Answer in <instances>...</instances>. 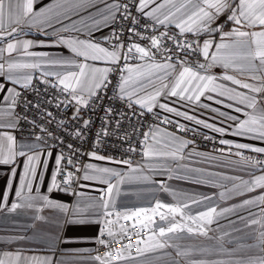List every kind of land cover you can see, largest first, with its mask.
<instances>
[{
	"label": "snow or ice",
	"instance_id": "1",
	"mask_svg": "<svg viewBox=\"0 0 264 264\" xmlns=\"http://www.w3.org/2000/svg\"><path fill=\"white\" fill-rule=\"evenodd\" d=\"M37 3L40 0H0V165L9 166L0 210L7 208L9 213L34 210L33 220L48 222L40 213L45 208L53 209L63 217L57 227L87 228L103 224L104 228L94 239L108 247L109 242L103 237H114V224L148 211L116 207L123 185L149 182L152 173L164 174L166 180L174 178V174L177 179L192 177L194 183L223 189L219 192L222 199L245 198L219 210L213 196L207 195L177 205L157 201L151 211L159 212L160 220L166 222L164 226H156L160 237L185 233L204 237L209 243L182 247L170 241H157L154 248H172L177 257L187 259V264H264V158H260L264 157V146L223 138L214 141L205 135V140L221 145L205 154L190 147L194 140L177 135L179 132L198 134V128L190 129L169 115L160 117L156 111L159 109L221 136L231 135L264 145V0H48L36 8ZM221 16L230 22L227 30L223 23H217ZM172 27L178 31L171 32ZM25 28L52 35L55 40L43 43L20 39L29 34ZM105 29L109 33L96 40V33ZM125 33L127 41L121 39ZM44 47L64 48L68 55L34 50ZM217 67L222 69L220 74L213 72ZM34 81L44 86L42 91ZM48 88L55 89L57 95L48 96ZM110 88L113 91L110 101L115 99L128 109H139L131 113L133 117L143 118L149 113L159 118L158 124L149 125L141 133L139 152L148 162L146 165H133L131 157L117 159L101 155L97 150L82 151V144L88 142L92 133L93 121L84 119L80 113L85 109L95 111L94 106L100 104ZM29 91L34 94L33 100L26 95ZM177 104L185 110L174 106ZM48 105L61 112L74 109L72 122L68 123L63 116L57 118ZM102 107L105 116L92 136V145L99 147L110 136L125 141L132 139L130 133H120L118 117L127 114L116 111L114 115L110 104ZM197 109L215 115L200 118L194 114ZM173 124L175 132L161 127ZM24 125L28 126L29 136L18 140L16 133ZM68 137L72 142L66 143ZM128 151L136 153L138 149L130 144ZM82 155L90 160L122 165L127 171L94 163L82 169L75 159ZM48 161L53 163L54 170L50 185L41 192ZM237 172L244 173L248 179L236 175ZM81 179L105 187L96 189L91 184H78ZM157 183L162 191H169L165 180ZM86 188L100 195L91 196L84 191ZM257 189L260 190L257 195H248ZM54 191L76 199L70 206L50 198ZM9 195H14L10 205ZM193 205L202 206L203 210L190 214ZM230 216L236 219L229 223H240L242 227L218 236L209 235L214 222ZM156 229L151 230L148 241L153 240ZM246 229L251 230L246 236L233 235ZM120 230L126 231L122 224ZM27 239L19 235L13 242ZM44 239L53 251L59 243L87 238L62 239L58 234H44ZM141 243H145L143 237ZM134 246H128L129 255ZM29 250L23 247L0 250V264H53L52 256L26 255ZM146 250L141 247L140 254ZM253 250L259 254L237 255ZM111 255L109 251L106 257L94 259L105 264ZM120 255L124 257V253ZM194 256L227 259L191 258Z\"/></svg>",
	"mask_w": 264,
	"mask_h": 264
},
{
	"label": "crops",
	"instance_id": "2",
	"mask_svg": "<svg viewBox=\"0 0 264 264\" xmlns=\"http://www.w3.org/2000/svg\"><path fill=\"white\" fill-rule=\"evenodd\" d=\"M48 0H40V3L35 5L36 8L41 7L42 4L47 3ZM217 23H223L225 30L228 29L230 26V22L226 21L223 16L217 21ZM19 27V26H17ZM174 28V27H172ZM25 31H29L27 28L24 29ZM48 32L51 33V29H48ZM109 33L108 29H105L103 33H96L95 39L100 41L102 35H107ZM68 35V34H64ZM20 39H31L37 42L43 43H50L55 40V37L52 35L45 36L41 32L36 29H32L29 31V34L26 36L19 37ZM102 42V41H101ZM35 51H47L56 55L60 52H63L65 55H68V52L64 48H35ZM213 72L216 74H220L222 69L217 67L213 69ZM9 85H6V87ZM2 95V94H0ZM163 100V98H162ZM175 98H172L174 101ZM172 101H166L172 103ZM205 103H212L210 101H203ZM177 107H181V110H185L181 105H174ZM213 107H220L219 105H212ZM225 111H229L227 109H222ZM159 113V116L169 115L171 119L180 120L181 123H184L188 128H198L199 132L217 137L218 139H229L238 142L244 143H252L256 144L257 146H264L260 144L258 141H251L246 140L240 137H234L231 135L221 136L215 132H212L209 129H204L200 126H196L191 122L185 121L182 118L171 116V114L164 113L159 109L156 110ZM198 115L200 118L208 119L209 116L215 115L211 112H208L206 109H197L194 113ZM215 122V121H209ZM161 127H165L161 125ZM167 130H170L167 128ZM179 135V134H177ZM21 137L17 136L19 140ZM26 138V137H25ZM196 151L203 152L205 154L212 153L211 150L200 149L195 146ZM53 151V158L56 156V149H52ZM102 155V154H101ZM223 159V157H221ZM94 163L99 166H107V167H116L121 171H127V169L120 165H115L109 163L107 161H95L90 160L88 157L87 163ZM148 162L141 159L139 161H134L133 165L136 164H144L146 165ZM48 167L47 171L43 173V182L40 187L41 192H45L50 185V176L54 170V165L51 161L47 162ZM222 171H227V169H221ZM8 172L9 166L0 165V198H2L6 194L5 183L8 179ZM20 172L19 169L17 170V179L19 178ZM236 175H242L245 179H248V176L242 172H237ZM192 177H186L184 179H177L174 178L166 180L164 174L159 173H152L151 174V181L149 182H140V183H133V184H125L121 187L120 194L116 198V207L117 208H127V209H138V208H147L148 211L146 213H141L146 217V224L148 227L152 225V215L153 212L151 211L152 207L155 205L157 201H160L164 204L169 205H177L182 204L189 201L190 198L196 197L199 198L200 196H213V203L217 204L218 210L220 207H226L228 205H234L239 203L240 200L244 199L245 197H234L231 199H222L219 197V192L223 191V189L219 187H212L210 185H200L197 183L192 182ZM165 180V186L169 189V191H162L158 185V181ZM81 184H91L92 188H103L104 185L96 184L95 182L84 181L81 180ZM16 190V183L13 182L12 184V193ZM86 193L91 196H99L100 193L98 191H93L90 188L84 189ZM260 192L257 189L256 192L250 193L248 195L255 196ZM50 198L65 202L70 206L73 204L76 197L71 195H66L61 192H52L50 194ZM14 202V195L8 196V205ZM203 210L202 206L193 205L191 208L190 214H195L197 211ZM188 213V210H185ZM243 211V210H241ZM36 215L34 210L28 209H18L15 213H9L7 208L0 210V250L9 251V250H16L20 247L25 249H30L26 251V255H37V256H52L53 257V264H98V262L94 259L97 255L95 254L97 240L94 238L97 237L98 233L100 232L102 224H93L87 228H81L76 226L70 225H63L62 227H57L58 223H62L63 217L60 213L56 212L53 209L45 208L40 213L48 218V222H44L42 220H33L32 217ZM235 216H230L229 218H221L218 222H214L210 227L212 231H210L209 235L218 236L224 231H230L234 227H242V224L237 223L233 225L229 223V220H235ZM166 223V222H162ZM187 223V222H186ZM251 231L250 229H246L244 233H233L234 236H246V234ZM44 234H58L62 239L64 237H76V238H87L82 240H77L73 243H59L56 245L53 251L48 249V245L46 240L44 239ZM23 235L26 236L28 239L24 241H16L13 242L15 237ZM182 237V238H180ZM227 239V238H225ZM157 241H170L173 244H178L182 247H190L193 245H203L209 243L204 237L200 236H188L185 233H178L176 235L169 234L168 237H160L157 234L153 237L152 241H147L143 246L147 250L143 255L140 254V251L136 254L131 253L129 255V251L127 250L124 253V257L121 258H109L105 262V264H176L178 261L179 264H187V259L182 257H177L175 251L172 248H165V249H155L154 245ZM251 243V241H248ZM67 250V251H65ZM164 253H170V256L164 255ZM259 254L257 250H253L249 253H238V256L244 255H257ZM193 259H218V258H225L227 257H217V256H194L191 257Z\"/></svg>",
	"mask_w": 264,
	"mask_h": 264
},
{
	"label": "built area",
	"instance_id": "3",
	"mask_svg": "<svg viewBox=\"0 0 264 264\" xmlns=\"http://www.w3.org/2000/svg\"><path fill=\"white\" fill-rule=\"evenodd\" d=\"M169 30L171 32L178 31L175 28H170ZM127 36L128 34L125 33L121 37V39L127 41ZM191 38H192L191 35H189V39ZM140 42L142 44L145 43L144 41H140ZM113 82H115V78H113ZM34 83L39 85V81H34ZM39 87L41 88V91L44 88L43 85H39ZM47 91H48V96L57 95V92L55 89L48 88ZM26 95L29 100L34 99V94L31 91L26 93ZM109 97H113V91L111 90V88L104 95L100 104H97L94 106L95 111L88 110V109L81 111L80 115L84 119H91L93 121L92 133H90L88 136V142L82 144V151L88 152L92 150H97L99 154L110 156V157H115L117 159H124V158L131 157L133 162L139 161L142 159V156L140 155V152H139V147H140L139 141L142 139L141 133L147 131L149 125H152L154 123L158 124L159 118L149 113H145L143 118L133 117L131 113L138 112L139 109H136V108L128 109L123 102H118L115 99L110 101ZM47 98L48 97H45V99ZM109 104L114 109V115L116 111L127 114L125 117H118L119 119H121L120 133L122 134V133L128 132L131 134L132 139L125 141V140H121L117 138V136H110V137L105 138L104 142L99 147H95L92 145L91 140H92V136L94 135V133L101 127V120L105 116V112L103 110L102 105H109ZM46 107L48 108L49 111H52L53 114L57 116V118H60V116H63L67 118L68 123L72 122L71 116L74 112V109H69L67 112H61L60 110L52 108L51 105H48ZM165 127L169 128L173 132L176 131L174 124L167 125ZM109 131L111 132L112 129L110 128ZM177 134H179L183 138L194 140L195 144L193 146L198 147L200 149L213 151L214 148L221 147V145L214 142V141L219 140L217 137L211 136L214 138V141L205 140L203 137L207 134H204L201 132H198V134L193 133V132H179ZM16 135L18 137L27 138L29 136L28 126L24 125L23 130L18 131ZM67 142H72L70 137L66 138V143ZM130 144L137 147L138 151L136 153H131L128 151V147ZM64 151H65V154L67 155V149H64ZM245 154L255 155V154L247 153V152ZM260 158H264V157H260ZM75 159L78 160L79 166L83 169V167L86 166L88 156L82 155V156L76 157ZM77 175H82V173H78ZM81 180H79L77 183L81 184ZM74 187L76 186L74 185ZM118 209H121V208H118ZM160 211H164L167 214L166 209H162ZM152 221H154L155 223L154 224L152 223V225L148 227L146 224V217L143 214H140L139 216H134L131 220H121L120 222L114 224L112 226L114 237L109 238L107 235L103 237L105 241L109 242V246L106 247L100 244L97 240L95 254L100 257H106L109 251H111L112 255L109 258H118L121 256L120 255L121 253H125L127 250L129 251V248H128L129 245H135L134 247H131L130 252L134 254L138 253L141 247H143L145 243L148 241L147 237H149V235L152 234L151 230L156 229L157 225H161V226L166 225V223H162V221L160 220L159 212L152 215ZM121 224L123 225V229H125L126 231L121 232L120 230ZM103 228H104V225L102 224L100 231ZM157 231L158 229H156V232ZM141 237H143L145 240V243L143 244L141 243Z\"/></svg>",
	"mask_w": 264,
	"mask_h": 264
}]
</instances>
